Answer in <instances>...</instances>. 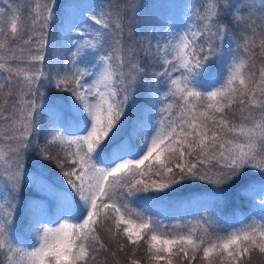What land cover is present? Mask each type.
<instances>
[{
  "label": "snow or ice",
  "instance_id": "1",
  "mask_svg": "<svg viewBox=\"0 0 264 264\" xmlns=\"http://www.w3.org/2000/svg\"><path fill=\"white\" fill-rule=\"evenodd\" d=\"M133 7L39 0L25 16L0 0V264L264 257V0L182 2V27L157 21L142 41L125 39ZM213 58L226 81L203 90ZM32 153L61 184L28 171ZM187 181L210 185L221 208L238 186L251 214L166 225L156 198ZM33 186L48 198L24 201Z\"/></svg>",
  "mask_w": 264,
  "mask_h": 264
},
{
  "label": "trees",
  "instance_id": "2",
  "mask_svg": "<svg viewBox=\"0 0 264 264\" xmlns=\"http://www.w3.org/2000/svg\"><path fill=\"white\" fill-rule=\"evenodd\" d=\"M18 1L19 0H13L12 5L14 4L13 5L14 8L15 6L18 7V5H20ZM80 1L81 0H72V2L74 3H80ZM94 1L95 0H92V2ZM115 2L122 3L123 1L115 0ZM149 2L154 3L158 7L159 11L167 10L169 14H172V11L176 12V10L174 9V6L178 8L182 5V2H188L190 4H198L200 0H149ZM164 2H167V4H165ZM256 3L259 4V0H256ZM168 6H171V8ZM132 25L133 23L131 24V27L128 29V33H130L132 29L136 33L135 36L132 33H130L131 38L133 39L132 41H142L149 34V32L147 33L143 32V35H139L136 32L135 25L133 27ZM52 37H55V33L51 35V41H52ZM257 43H259V41H257ZM143 46L146 47V45H143ZM56 51L59 55H63V50L60 49L59 46H57ZM258 51L259 49L257 48V52ZM51 55H52V52H51ZM48 56H50V54ZM210 63L211 62L205 65L204 69L202 70V73L204 74H202L201 78L203 80H207V76H208L207 74L209 73L208 68L210 67ZM257 63L260 64L261 61L257 60ZM0 72H2V70H0ZM3 75L6 76L7 73L3 72ZM50 90L51 91L48 93L56 95L57 93L56 89L53 88ZM59 95L61 97H66L68 94L61 93ZM237 115H239V113H237ZM45 120H47V118H45ZM6 131H7V126L0 124V136H3ZM190 183L198 184V186H196L195 188H191L189 190L186 188V186L189 185ZM30 189L32 190V194L30 196V199L27 198L26 201L33 200L34 202H37V201L47 199V198H44L42 194L38 195L39 191L42 188L40 189V187L38 186H33V187H30ZM226 191L229 196V199L231 200L230 205L226 208H221V206L218 203H216L215 198L213 197L214 190L212 189V187L205 186L200 181H187L183 185L176 186L174 189L170 190L168 193L161 194L156 199L158 201L160 200L164 204L165 208L169 211L171 215L173 214H176L179 216L182 215L183 219H185L186 217L187 223H189V219H193V220L196 219L197 221L201 222V219L204 216H208L209 218L213 219V222H216L215 217L213 216V213L219 214L220 216L224 218V220L229 221L231 223L239 222L240 218L244 219V217L246 216L248 212L247 210L248 204L246 202H243L240 199L238 186L234 185L233 190L231 191L226 190ZM151 195H153V193L148 194V196H151ZM233 208H235V213H233ZM205 209H207L208 211H205ZM185 211H188V212H185ZM176 215L171 216L170 224L176 221L178 217ZM103 237L104 239H107L106 236H103ZM174 264H177L175 260H174ZM254 264H260V263H257V261H254Z\"/></svg>",
  "mask_w": 264,
  "mask_h": 264
},
{
  "label": "rangeland",
  "instance_id": "3",
  "mask_svg": "<svg viewBox=\"0 0 264 264\" xmlns=\"http://www.w3.org/2000/svg\"><path fill=\"white\" fill-rule=\"evenodd\" d=\"M89 1L92 2V0H81L80 3H82V6H85L86 4L89 3ZM12 2H13V0H4V5H7L8 3H12ZM18 2L20 5H18V7L15 6V8H17L20 13H22L23 15L26 16L27 13L24 10L27 9L28 7H34L35 3H38L39 0H19ZM96 2H97V0H95L93 3L97 4ZM122 3L113 1L111 6L113 7V9H115L117 6L120 7L122 5ZM168 7L171 8V6H168ZM174 9L176 10V12L172 11V14H169V19H173L178 28L182 27L183 26L182 5L178 8H176V6H174ZM106 10H107V8H106ZM145 20L146 19H143V21H145ZM137 22H141V20L140 21L138 20ZM147 32H149V31H147ZM130 33H132L134 36L136 35V33L134 32L133 29ZM53 39H54V37H52V40ZM49 41H50V52H49V54L51 56V35L49 36ZM225 51H226V49H225ZM50 56L47 55L46 60L49 59ZM225 59L227 60L228 57L225 56ZM209 62H211V63H210V67L208 68L209 73L207 74L208 75L207 80H203L201 78L202 76L199 78L201 87L209 85V87H207L206 90H210V88L214 87V86H219V84L223 83L224 80L226 81V76H227V68H226V65H225L223 60L213 58ZM258 65H260V64L257 63V67H258ZM202 74H204V73H202ZM19 79L21 81H23L24 76L21 75V77ZM50 91L51 90H49V92ZM126 134H127V129L122 128L121 131L117 134L116 140H119L122 136H124ZM135 143L138 145L139 141H136ZM48 164H49L50 168L47 165H45V161H43V164H42L40 157H38V155H36L34 153V154H30V158H29L28 164H27V169L29 172L34 173L37 177L47 176V178L51 180L50 182H55L58 185L61 184L62 178L59 175V171H57L58 169L55 167V165L53 163H51V165H50L49 161H48ZM196 186H198V184L190 183L189 185L186 186V188L190 190L191 188H195ZM205 186H210V185H205ZM41 190H43V189H41ZM227 190L231 191V190H233V187L229 188ZM41 192H43V191H41ZM31 194H32V190L30 189V187H26L22 193V197H23L24 201H26L27 198L30 199ZM41 194L44 198H48V193L46 191L41 193ZM148 194H150V193H148ZM148 194H145V195H148ZM142 195H144V194H142ZM249 207H250V205H248V207H247L248 212H247L246 216L251 214ZM253 211L258 214L260 212V209L259 208H253ZM185 212H188V211H185ZM186 214H188V213H186ZM160 215H161V218L164 219L165 224L170 225L171 216L176 215V214H173V215L170 214V216H165L163 213H160ZM176 216H178V217H177L176 221L173 222L172 224L180 223L182 227H188L189 226V227L196 229V230H199L202 227L201 222L197 221L196 219L195 220L189 219V223H187L186 217H185V219H183L182 215L181 216L176 215ZM242 220H243V218H240L239 222H235V223H231V222L227 221V225H225L223 223V220L220 221L219 223L221 226H230L232 224L239 225ZM214 223H216V222H214ZM17 238L19 239V236ZM25 242H27V240H25ZM254 261H257V263H260V264H264V262H263L264 257L257 256L254 259Z\"/></svg>",
  "mask_w": 264,
  "mask_h": 264
},
{
  "label": "bare ground",
  "instance_id": "4",
  "mask_svg": "<svg viewBox=\"0 0 264 264\" xmlns=\"http://www.w3.org/2000/svg\"><path fill=\"white\" fill-rule=\"evenodd\" d=\"M113 1H115V0H97L96 3L98 4V3L102 2L106 6H108V5H111L113 3ZM122 1H123V3H122L120 8H123L125 6H134L133 10L130 13L129 18L131 19V24L133 23L132 27L135 25L136 32L139 35L140 34L143 35V32L147 33V31L152 32L153 29H152L151 25L154 24L155 22H157V21L163 22V21L169 19V13L167 10L159 11L158 7L154 3L149 2V0H122ZM89 3L94 4L91 1H89ZM164 3L167 4V2H164ZM85 6H87V4ZM142 18L146 19V20L143 21ZM138 20L139 21L141 20V22H137ZM128 34L129 33L127 30L125 39L128 38ZM259 66L260 65H258V67ZM207 87H209V85L204 86L202 88H203V90H206ZM45 94H47V92ZM48 95L50 97L55 96V95L50 94V93H48ZM51 116H52V114L49 113L45 118L50 119ZM32 154H34V153H32ZM40 160L42 161V164H43V160L41 158H40ZM49 163L51 165L52 162L49 161ZM45 165H47L49 167L48 161H45ZM44 177L47 178V176H44ZM48 180L51 181L50 179H48ZM41 191L45 192L44 190H41ZM41 191H39L38 195H41V193H43ZM158 206L160 207V210H161L160 213H163L165 216H170L169 211L165 208L164 204L160 200L158 201Z\"/></svg>",
  "mask_w": 264,
  "mask_h": 264
}]
</instances>
